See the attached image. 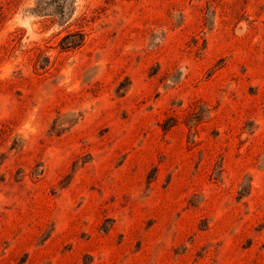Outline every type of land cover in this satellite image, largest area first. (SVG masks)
Wrapping results in <instances>:
<instances>
[{"label":"rangeland","instance_id":"obj_1","mask_svg":"<svg viewBox=\"0 0 264 264\" xmlns=\"http://www.w3.org/2000/svg\"><path fill=\"white\" fill-rule=\"evenodd\" d=\"M0 264H264V0H0Z\"/></svg>","mask_w":264,"mask_h":264}]
</instances>
